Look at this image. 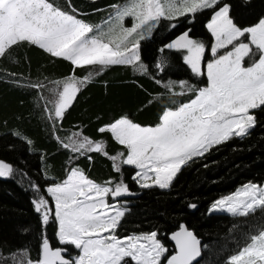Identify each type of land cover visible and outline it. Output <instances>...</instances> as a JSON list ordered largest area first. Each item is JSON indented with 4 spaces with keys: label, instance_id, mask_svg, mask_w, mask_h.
I'll use <instances>...</instances> for the list:
<instances>
[{
    "label": "snow or ice",
    "instance_id": "6c2138e0",
    "mask_svg": "<svg viewBox=\"0 0 264 264\" xmlns=\"http://www.w3.org/2000/svg\"><path fill=\"white\" fill-rule=\"evenodd\" d=\"M67 3L66 10L56 0H0V58L13 48L34 46L73 66L72 74L55 81L56 87L49 89L55 100L45 111L53 122L62 121L78 94L110 67L131 66L146 74L140 43L161 19L174 21L211 10L206 27L214 43L206 48L205 43L190 37L189 29L160 49L162 53L165 49L181 52L183 62L196 77L206 76V85L197 87L181 81L182 91L176 94L191 93L192 97L174 108H164L154 125H141L128 114H121L97 129L100 134H110L122 151L109 154L104 140L80 132L72 133L67 142L56 137L64 149L81 156L102 154L117 173L122 165L133 166L137 169L133 179L140 187L167 189L190 161L233 137L248 135L256 126L253 110L264 108V18L242 29L231 18L229 5L218 7L220 0H124L110 6L113 13L105 28L87 23L71 0ZM129 17L133 24L126 27L124 22ZM206 52L212 59L205 61ZM166 62V57H161L157 68L163 70ZM86 67L93 71L82 78L75 75L77 69ZM26 86L38 90L45 87L43 83ZM165 87L172 91L173 82ZM26 142L32 143L30 139ZM87 158L92 160L91 155ZM12 173V165L0 161V177ZM33 187L40 191L38 185ZM45 191L54 209L43 195L33 203L43 224L56 221L62 247H53L44 238L39 259H27L26 264H192L200 255V241L183 224L171 234L175 246L172 254L156 231L120 237L117 229L126 210L118 203H109L108 198L130 194L122 180L97 183L74 167L62 182L51 184ZM211 210L233 216L264 211V186L243 185L214 202ZM68 246L76 255L69 253ZM227 264H264V228L249 235Z\"/></svg>",
    "mask_w": 264,
    "mask_h": 264
},
{
    "label": "trees",
    "instance_id": "16d2710c",
    "mask_svg": "<svg viewBox=\"0 0 264 264\" xmlns=\"http://www.w3.org/2000/svg\"><path fill=\"white\" fill-rule=\"evenodd\" d=\"M56 3L68 9L67 0ZM122 3L124 0H71L80 18L105 28L113 13L110 6ZM224 4L229 5L231 18L242 29L264 18V0H220L218 7ZM211 15V10H204L174 21L161 19L140 43L141 61L147 66V73L142 75L131 66L110 67L78 94L59 122L49 120L45 111L52 108L51 101L55 100L49 89L56 87L55 81L72 74L73 66L34 46L13 48L0 58V161L13 167L11 176L0 177V264H26L27 259H39L44 238L53 247H62L56 235V221L50 219L47 225L43 224L33 201L43 195L53 208L46 188L62 182L74 167L97 183L122 180L128 186L125 216L117 229L120 237L156 231L172 254L174 249L168 238L183 224L200 241L201 258L193 264H227L249 235L264 228V211L248 216L210 213L215 201L238 187L264 183V108L253 110L256 126L248 135L233 137L190 161L167 189L141 188L133 179V167L122 165L117 173L102 154L88 153L92 156L90 161L87 155L64 149L56 139L59 136L67 142L72 133L80 132L91 139L104 140L106 151L116 154L123 150L122 146L110 134H100L99 127L121 114H128L141 125H154L164 108L188 102L191 93L176 94L182 91L180 82L203 87L206 76L196 77L183 62L181 52L165 49L162 53L160 49L189 29L191 38L201 40L209 48L211 37L206 25ZM125 26L131 27L132 23ZM161 57L167 59L163 70L157 68ZM246 62L251 61L246 58ZM89 71L93 69H77L75 75L82 78ZM169 82H173L172 91L165 87ZM31 83H43L45 87L38 90L26 86ZM27 139L32 143L28 144ZM33 185H38L40 191ZM68 251L75 252L71 246Z\"/></svg>",
    "mask_w": 264,
    "mask_h": 264
},
{
    "label": "rangeland",
    "instance_id": "374dc122",
    "mask_svg": "<svg viewBox=\"0 0 264 264\" xmlns=\"http://www.w3.org/2000/svg\"><path fill=\"white\" fill-rule=\"evenodd\" d=\"M210 21V20H209ZM132 23L133 24V20H132V18H126L125 19V23ZM206 30H207V27H206ZM207 32L209 33V31L207 30ZM209 35H210V37H211V42H210V46H211V44H213L214 43V38L211 36V34L209 33ZM194 39H196V38H194ZM197 40H199V39H197ZM201 41V40H200ZM247 42V41H246ZM231 47V46H230ZM230 47H229V49H224V50H221V53H223V52H225V51H228V50H230ZM210 59H212V57H211V55H210V52H208L207 54H206V56H205V61H207V60H210ZM129 166V165H128ZM131 167H133V166H131ZM134 168V167H133ZM135 169V168H134ZM135 171H137V169H135ZM138 186L140 187V185L138 184ZM262 186H264V183L262 184ZM153 187H157V186H153ZM242 186H240V187H238L232 194H234L238 189H240ZM142 188V187H141ZM150 188V187H149ZM231 195V194H230ZM125 196H127V195H123V197H119V198H115V199H113L112 197H109L108 199H109V203H118L119 204V206H121L123 209H125L126 210V208H125V206H126V202L124 201L125 200ZM223 198V197H222ZM119 199H123V200H119ZM221 199V198H220ZM219 200V199H218ZM216 202V201H215ZM53 208H54V202H53ZM211 208H212V206H211ZM211 208H210V213H213V212H224V213H227V214H230V213H228V212H226V211H221V210H216V211H212L211 210ZM232 215V214H231ZM57 230H58V225H57ZM75 251V250H74ZM71 255H76V251L75 252H71L70 253Z\"/></svg>",
    "mask_w": 264,
    "mask_h": 264
},
{
    "label": "water",
    "instance_id": "95a60500",
    "mask_svg": "<svg viewBox=\"0 0 264 264\" xmlns=\"http://www.w3.org/2000/svg\"><path fill=\"white\" fill-rule=\"evenodd\" d=\"M170 237H171V235L169 236L168 241H169V243L173 246V249H174V252H175L174 241H172V240L170 239ZM199 247H200V245H199ZM200 258H201V248H200V255L197 256V257L193 260L192 264L195 263V262H197Z\"/></svg>",
    "mask_w": 264,
    "mask_h": 264
},
{
    "label": "flooded vegetation",
    "instance_id": "af4514ba",
    "mask_svg": "<svg viewBox=\"0 0 264 264\" xmlns=\"http://www.w3.org/2000/svg\"><path fill=\"white\" fill-rule=\"evenodd\" d=\"M121 197H123V196H121Z\"/></svg>",
    "mask_w": 264,
    "mask_h": 264
}]
</instances>
